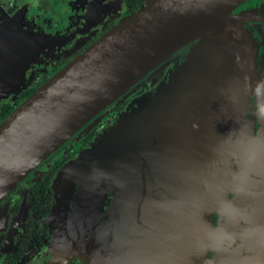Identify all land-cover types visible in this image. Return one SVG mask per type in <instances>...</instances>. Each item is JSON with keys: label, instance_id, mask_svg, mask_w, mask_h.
<instances>
[{"label": "water", "instance_id": "95a60500", "mask_svg": "<svg viewBox=\"0 0 264 264\" xmlns=\"http://www.w3.org/2000/svg\"><path fill=\"white\" fill-rule=\"evenodd\" d=\"M252 3L147 0L2 121L0 201L196 41L155 95L56 174L53 189L78 202L59 264H264V56L253 31L264 35V13ZM4 18L0 87L27 55Z\"/></svg>", "mask_w": 264, "mask_h": 264}, {"label": "flooded vegetation", "instance_id": "af4514ba", "mask_svg": "<svg viewBox=\"0 0 264 264\" xmlns=\"http://www.w3.org/2000/svg\"><path fill=\"white\" fill-rule=\"evenodd\" d=\"M146 1L0 0V25L7 22L4 17L5 12L8 13L10 24L18 28V43L28 44L25 47L28 48L27 59L21 60L25 72L17 78L19 87L0 96V115L4 106L14 108L36 93L77 56L132 16L135 7L140 5L141 8ZM243 6L246 7L245 3ZM195 43L178 51L141 80L139 84H143L142 88L165 80ZM13 91L17 94L15 97L10 94ZM130 92L114 101L52 152L0 201V264H52L54 254L53 264L60 263L63 256L60 253L63 247H60L67 232L73 203L66 205L61 192L53 189L55 176L74 156L98 139L101 127L104 131L116 123L126 105L130 106H127L130 110ZM97 120L100 122L95 126ZM1 121L0 116V124ZM46 194H50L53 202L48 214L41 207ZM111 199L109 197L108 203Z\"/></svg>", "mask_w": 264, "mask_h": 264}, {"label": "rangeland", "instance_id": "374dc122", "mask_svg": "<svg viewBox=\"0 0 264 264\" xmlns=\"http://www.w3.org/2000/svg\"><path fill=\"white\" fill-rule=\"evenodd\" d=\"M256 7L258 10H260V11H262V13H264V3H262V1L261 0H253V3H252V6L251 7ZM244 7V6H243ZM253 29V28H252ZM253 31H254V33L257 35L258 34V39H257V41H258V43H259V47L257 48V50H258V53H259V51H260V54H262L263 56H264V51L261 49V50H259V48L260 47H262V45H264V35L262 34V32H257V30L256 29H253ZM260 57H259V61H260ZM177 63H175V65H176ZM168 77H169V74L166 76V78H165V80H163V81H158V82H156V83H150V86H149V88H146V87H144L143 86V88H142V85L143 84H137V86L134 88V90L133 91H131L130 93H129V95H132V105H131V108H130V110H127V106H129V105H126V107H125V109H122V112L120 113V115H119V117L117 118V120H116V123H114L112 126H110L108 129H106V130H102V127L99 129V133H100V135L98 136V139H100L103 135H105L112 127H114L117 123H118V121L121 119V117L122 116H124L125 114H129V113H131L134 109H136L137 108V106L139 105V102L140 101H142V98H144V96L145 97H147V96H150V95H155V93H156V90H154V88L155 87H157L158 86V84H160V83H162V82H166L167 81V79H168ZM148 89H149V91H148ZM3 91V89H0V95L2 94L1 92ZM23 102V101H22ZM20 105V104H19ZM19 105H17V106H19ZM16 106V107H17ZM130 107V106H129ZM14 109H15V107H14ZM124 110V111H123ZM126 110H127V113H124V112H126ZM107 115H109V114H107ZM103 118H104V116H103ZM257 119V118H256ZM105 120H107L106 119V116H105ZM3 121V120H2ZM2 121H1V123H2ZM250 121H252L251 119H250ZM254 121H255V118H254ZM99 122H100V120H97V122L95 123L96 125L95 126H98L99 125ZM252 127H253V125H248V129H249V132L251 131V129H252ZM102 130V131H101ZM97 139V140H98ZM97 140H95V141H93V143L94 142H96ZM92 144V143H91ZM90 144V145H91ZM90 145L87 147V148H89L90 147ZM86 148V149H87ZM85 149V150H86ZM84 150V151H85ZM231 149H228V150H226V152L227 153H229V151H230ZM73 152H75L76 150H72ZM84 151H82V152H84ZM82 152H80V153H82ZM225 152V153H226ZM231 152H232V150H231ZM79 153V154H80ZM78 154V155H79ZM78 155H76V156H74L72 159H71V161L72 160H74V159H76L77 157H78ZM70 162V161H69ZM68 162V163H69ZM223 176L222 175H220V174H216V175H214V177L213 178H215L216 180H215V182L216 183H222L223 181H218L217 180V178H222ZM207 187H209V186H207ZM206 187V188H207ZM221 186H219L218 188H220ZM210 189H212V191L213 192H215L216 191V189H215V187H214V185H211L210 187H209ZM223 197H225L224 198V201H221L220 203H227L228 202V200H229V198H228V196L226 195V196H223ZM201 206V205H200ZM206 207H207V205H206ZM220 207H222V206H220ZM207 219H208V217H205V220H203L202 219V222L205 224V226H209L208 224H207V222L208 223H210L209 221H207ZM204 224H202L203 226H204ZM211 233H215L214 231H213V229H208ZM242 263V262H241ZM243 264H249L248 262H244Z\"/></svg>", "mask_w": 264, "mask_h": 264}, {"label": "trees", "instance_id": "16d2710c", "mask_svg": "<svg viewBox=\"0 0 264 264\" xmlns=\"http://www.w3.org/2000/svg\"><path fill=\"white\" fill-rule=\"evenodd\" d=\"M140 8V5L135 7L134 12L138 11ZM14 108L10 107L9 105H6L1 110V119L4 120L12 111ZM53 205L52 198L50 194H46L44 196V199L42 200L41 207L44 209V213L48 214L50 212L51 206ZM73 260V259H72ZM71 260V261H72ZM70 262V261H69ZM80 262L78 259L70 262V264H79ZM81 264V263H80Z\"/></svg>", "mask_w": 264, "mask_h": 264}, {"label": "bare ground", "instance_id": "6f19581e", "mask_svg": "<svg viewBox=\"0 0 264 264\" xmlns=\"http://www.w3.org/2000/svg\"><path fill=\"white\" fill-rule=\"evenodd\" d=\"M14 18V17H13ZM17 19V18H16ZM13 22V21H12ZM13 25V24H12ZM26 39V38H25ZM28 39V38H27ZM26 44V43H25ZM27 47H28V44L26 45ZM28 48H26V50H27ZM28 51V50H27ZM28 55H26V56H24V59L27 57ZM23 59V60H24ZM27 59V58H26ZM25 59V60H26ZM23 60H22V62H23ZM22 62L19 64L20 66L22 65ZM12 77V76H11ZM10 77V78H11ZM19 77H20V75H19ZM19 77H14L13 79H10L9 78V80L8 81H6V83H8V84H5L6 86H2V87H0V89H3V91L1 92L2 94V96H5L6 95V93H8L9 92V90L10 89H8L10 86H13V85H15L16 83L18 84V80L16 79V78H19ZM10 80H12L10 83H9V81ZM19 85V84H18ZM119 141V138H118V140L116 141V143ZM66 197H67V194H66ZM72 200H73V198H71ZM62 200H64V202H65V204H66V202H68V199L67 198H63L62 197ZM72 200L70 201L71 203H74L76 206H77V204H78V202H77V200H73V202H72ZM74 204H73V208H72V210H71V213L73 212V210H74ZM78 208V207H77ZM60 253H62V254H64V250H63V248L61 249V251H60Z\"/></svg>", "mask_w": 264, "mask_h": 264}]
</instances>
